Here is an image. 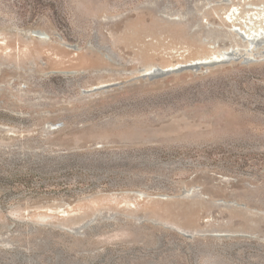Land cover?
Returning <instances> with one entry per match:
<instances>
[{
  "label": "rangeland",
  "instance_id": "obj_1",
  "mask_svg": "<svg viewBox=\"0 0 264 264\" xmlns=\"http://www.w3.org/2000/svg\"><path fill=\"white\" fill-rule=\"evenodd\" d=\"M260 26L264 0H0V264H264Z\"/></svg>",
  "mask_w": 264,
  "mask_h": 264
},
{
  "label": "water",
  "instance_id": "obj_2",
  "mask_svg": "<svg viewBox=\"0 0 264 264\" xmlns=\"http://www.w3.org/2000/svg\"><path fill=\"white\" fill-rule=\"evenodd\" d=\"M239 36L243 39V41H245L246 43H248L250 45L251 49H249L248 52H251L252 48L257 47L259 44L258 41L253 42L252 39H248L244 35V33H242V32H239ZM234 54H235L234 49H231L229 52H225L224 56L221 57L220 59H213L212 61H209L207 63L192 62V63H188L186 65H181V66H178L175 68H166V69L156 68L151 73H147L143 76H152V77L163 76V75H167L169 73L179 72V71L186 70V69H195V68H199L201 66L218 65V64L225 63V62L231 60L233 58ZM181 233L187 237H191V235H189L187 233H184V232H181Z\"/></svg>",
  "mask_w": 264,
  "mask_h": 264
},
{
  "label": "bare ground",
  "instance_id": "obj_3",
  "mask_svg": "<svg viewBox=\"0 0 264 264\" xmlns=\"http://www.w3.org/2000/svg\"><path fill=\"white\" fill-rule=\"evenodd\" d=\"M229 17H231V16H229ZM246 31V30H245ZM238 34V33H237ZM245 35H247L246 37L248 38V39H252L253 40V42H255V41H258V42H261V43H263L264 42V27H256V28H253V27H250L249 28V30H247L246 32H245ZM259 45V44H258ZM224 53V52H223ZM219 54V53H218ZM218 54H213L211 57H217L218 56ZM219 56H220V54H219ZM211 57H208V58H211ZM213 57V58H214ZM208 58H206V59H208ZM209 60V59H208ZM207 62V61H206Z\"/></svg>",
  "mask_w": 264,
  "mask_h": 264
}]
</instances>
